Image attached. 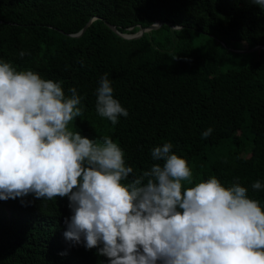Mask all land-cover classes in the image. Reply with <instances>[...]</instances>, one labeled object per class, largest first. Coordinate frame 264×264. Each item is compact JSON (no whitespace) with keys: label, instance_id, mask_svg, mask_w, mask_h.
<instances>
[{"label":"trees","instance_id":"1","mask_svg":"<svg viewBox=\"0 0 264 264\" xmlns=\"http://www.w3.org/2000/svg\"><path fill=\"white\" fill-rule=\"evenodd\" d=\"M155 22L130 40L106 25L131 35ZM256 46H264V9L252 0H0V62L59 82L66 97L75 88L83 113L70 131L96 143L110 137L136 175L162 163L151 150L170 142L192 172L182 189L239 178L264 211V50L244 53L254 57L239 69L228 63L232 50ZM105 73L128 112L115 125L95 108ZM21 199L0 200V264H64L54 246L72 215L68 198ZM62 245L74 259L91 257L83 238Z\"/></svg>","mask_w":264,"mask_h":264},{"label":"clouds","instance_id":"2","mask_svg":"<svg viewBox=\"0 0 264 264\" xmlns=\"http://www.w3.org/2000/svg\"><path fill=\"white\" fill-rule=\"evenodd\" d=\"M252 2L264 9V0ZM69 92L66 97L59 82L0 62V200L67 197L72 215L54 246L64 264H264V211L239 178L227 188L210 178L182 189L192 172L171 154L170 142L151 150L162 163L136 175L110 137L96 143L68 129L83 113L82 97L75 88ZM95 108L112 125L128 116L107 73ZM251 188L260 190L261 182ZM82 238L90 258L63 251V242L73 249Z\"/></svg>","mask_w":264,"mask_h":264},{"label":"water","instance_id":"3","mask_svg":"<svg viewBox=\"0 0 264 264\" xmlns=\"http://www.w3.org/2000/svg\"><path fill=\"white\" fill-rule=\"evenodd\" d=\"M93 19H91L85 26L84 28L76 35H72L74 37H78L80 36L85 30L86 28L90 25V23L92 22ZM114 33H116L117 35H119L120 37L124 38V39H136L138 38L142 33L144 32H148V31H151V30H155L157 28H159L161 26V22H155L154 24H152L151 26L147 27V28H140L135 34H131V35H128V34H120L116 31L115 27L110 25V24H106ZM258 49H263L264 50V47L263 46H256L255 48L253 49H250L248 50V52H251V51H254V50H258ZM247 52V53H248Z\"/></svg>","mask_w":264,"mask_h":264},{"label":"rangeland","instance_id":"4","mask_svg":"<svg viewBox=\"0 0 264 264\" xmlns=\"http://www.w3.org/2000/svg\"><path fill=\"white\" fill-rule=\"evenodd\" d=\"M202 40L205 43L207 39L204 37ZM232 52L237 53V57L235 58V61H228V63L230 67L236 68V69H239L242 66L246 65L247 63L250 62V59H253L254 57L251 54H246V55L244 54V53H247L248 50H243V49L235 50V51L232 50Z\"/></svg>","mask_w":264,"mask_h":264}]
</instances>
